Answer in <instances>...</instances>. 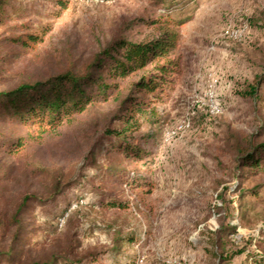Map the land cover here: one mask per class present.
Returning <instances> with one entry per match:
<instances>
[{
  "label": "rangeland",
  "instance_id": "obj_1",
  "mask_svg": "<svg viewBox=\"0 0 264 264\" xmlns=\"http://www.w3.org/2000/svg\"><path fill=\"white\" fill-rule=\"evenodd\" d=\"M67 4L57 10L56 0H16L12 13L22 11L48 28L28 55L32 62L25 74L40 78L72 63L83 70L116 38L140 41L164 32L176 35L178 81L164 101L152 104L161 122L144 124L138 135L147 137L141 138L140 148L150 168L129 166L128 176L142 174L150 187L127 189L122 181L127 177H109L108 184L93 179L96 168L90 151L98 131L116 114L112 104L101 105L44 142L30 144L24 157L0 153V164L12 166L0 183V208L11 212L20 194L35 192L46 198L69 181L55 201L32 203L25 217L39 252L54 248L77 264H93L88 261L93 254L99 256L96 264H136L140 259L142 264H218L214 253L228 242L227 247L244 252L227 264H255L252 254L264 257V188L260 199L243 203L250 209L243 215L234 189L239 183L238 146H245V139L264 124V84L256 98L244 95L264 70V0H68ZM211 93L223 107L220 114L210 113ZM183 124L189 125L174 135ZM0 126L13 142L18 131L8 123ZM109 162L118 164V157ZM262 184L264 175H259L243 187ZM102 186L103 194L113 198L105 201ZM79 198L83 206L74 203L60 218V228H54L55 216ZM111 200L129 205L108 206ZM223 228L229 236L217 247V233ZM131 235L137 238L135 243L124 242Z\"/></svg>",
  "mask_w": 264,
  "mask_h": 264
},
{
  "label": "trees",
  "instance_id": "obj_2",
  "mask_svg": "<svg viewBox=\"0 0 264 264\" xmlns=\"http://www.w3.org/2000/svg\"><path fill=\"white\" fill-rule=\"evenodd\" d=\"M67 2L56 0L57 10L64 9ZM15 6L16 0H0V123H8L12 131H18L14 141L10 142L7 138H11V134L0 126V153L24 157L30 144L44 142L48 136L72 125L79 116L93 108L112 104L116 107V114L98 131L96 144L90 151L96 168L92 177L101 179L104 184H108L109 177H127L122 180L123 184L132 191L150 187L142 174L129 177V166L137 163L150 168L149 163L144 162V151L140 148L141 138L146 140L147 137L138 135L144 124L161 122L158 110L152 104L164 101L168 90L178 81L180 57L176 54V35L164 32L156 39L140 41L116 38L83 70H78L72 63L55 74L36 78L25 74L32 62L28 55L43 41L48 28L29 19L22 11L12 13ZM156 23L157 20L153 21ZM263 84L264 70L244 95L256 98ZM141 93L154 97L153 102L146 101ZM260 127L252 138L245 139V146H238L236 177L239 183L234 191L239 195L241 215L250 211L243 207V203L248 204V199H260V191L264 188V184L243 187V183L264 175V139H256L264 136V124ZM112 156L118 157V164L109 162ZM11 169L12 166L0 164V183L8 178ZM70 184L68 181L57 186L46 198L35 192H24L11 212L0 208V264H77L69 262L54 248L37 251L31 242L34 231L27 229L30 222L25 220L32 210V203H51ZM106 195H102L105 201L113 198ZM82 201L83 198H79L69 202L65 212L55 216L54 228H60V218L74 203L78 208L82 207ZM111 201L108 206L125 208L129 205L124 201ZM225 229L217 233V247L229 236L223 232ZM136 240L134 235L124 238V242L130 244ZM227 243H222L220 252L214 253L218 264H227L244 252L227 247ZM251 258L255 264H264V257L252 254ZM98 260V254H93L88 261L96 264Z\"/></svg>",
  "mask_w": 264,
  "mask_h": 264
},
{
  "label": "built area",
  "instance_id": "obj_3",
  "mask_svg": "<svg viewBox=\"0 0 264 264\" xmlns=\"http://www.w3.org/2000/svg\"><path fill=\"white\" fill-rule=\"evenodd\" d=\"M210 101H211L210 113L212 115L220 114L223 111V107H222L221 103L216 100V98L213 96L212 93H211ZM188 125L189 124H183V125L179 126V128L177 130L173 131L174 135L175 134L177 135L180 131H183ZM60 221H61V225H62L63 221L62 220H60ZM142 263H143L142 259H140L136 262V264H142Z\"/></svg>",
  "mask_w": 264,
  "mask_h": 264
}]
</instances>
